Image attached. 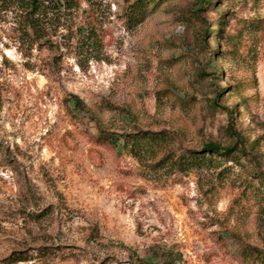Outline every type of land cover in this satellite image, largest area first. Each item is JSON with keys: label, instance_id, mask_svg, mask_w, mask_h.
<instances>
[{"label": "rangeland", "instance_id": "374dc122", "mask_svg": "<svg viewBox=\"0 0 264 264\" xmlns=\"http://www.w3.org/2000/svg\"><path fill=\"white\" fill-rule=\"evenodd\" d=\"M206 1L0 0V264H264V0Z\"/></svg>", "mask_w": 264, "mask_h": 264}, {"label": "trees", "instance_id": "16d2710c", "mask_svg": "<svg viewBox=\"0 0 264 264\" xmlns=\"http://www.w3.org/2000/svg\"><path fill=\"white\" fill-rule=\"evenodd\" d=\"M9 2H13L15 3L17 6H19V8H22L23 10H25L26 12H28L30 9L33 10H37L38 9V1L39 0H6ZM204 4H209L206 0H202ZM135 10V9H134ZM132 10V11H134ZM137 10V8H136ZM71 98L73 99V103L75 106H79V100L77 97L71 96ZM110 142L113 141V139H109ZM151 141H158L161 140L159 137H150ZM114 142V141H113ZM232 149H228V148H224L221 145L217 144V143H207L203 146L202 148V152L201 153H207V154H211V155H229L231 154ZM201 160V159H198ZM17 261H22V260H17Z\"/></svg>", "mask_w": 264, "mask_h": 264}]
</instances>
